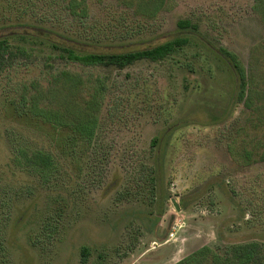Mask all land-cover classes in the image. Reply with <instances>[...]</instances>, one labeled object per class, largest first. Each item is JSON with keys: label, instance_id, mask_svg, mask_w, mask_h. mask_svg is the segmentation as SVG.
<instances>
[{"label": "rangeland", "instance_id": "rangeland-1", "mask_svg": "<svg viewBox=\"0 0 264 264\" xmlns=\"http://www.w3.org/2000/svg\"><path fill=\"white\" fill-rule=\"evenodd\" d=\"M35 1L0 0V36L17 52L0 68V197L16 194L5 233L12 264H83L84 246L86 264H175L204 245H264V161H238L243 106L233 98L229 68L208 47L194 41L167 59L119 68L71 62L42 39L13 37L43 29L117 50L164 41L187 18L206 42L235 52L248 68L257 61L264 87V0H142L138 14L141 0L131 9L118 0H87L84 22L63 4L50 7L51 0H40L35 14ZM62 71L84 81L79 102L102 84L100 126L82 156L64 148L58 171L44 183L12 158L20 144L55 151L52 129L18 105L23 96L44 94ZM176 122L183 126L166 136L163 180L153 189L142 166L153 160L152 139ZM261 135L256 129V141ZM44 221L56 226L45 229Z\"/></svg>", "mask_w": 264, "mask_h": 264}, {"label": "trees", "instance_id": "trees-1", "mask_svg": "<svg viewBox=\"0 0 264 264\" xmlns=\"http://www.w3.org/2000/svg\"><path fill=\"white\" fill-rule=\"evenodd\" d=\"M39 1L32 2L31 5L35 14L39 13ZM118 1L128 9L133 7L132 0ZM142 3L141 0L139 7L134 9L136 14L141 12ZM57 4H61V8L63 4V8L68 14L79 22H84L91 16L87 0L50 1L52 8ZM257 6L258 4H256ZM158 9V7L155 8L151 16H154ZM56 11L57 9L52 12ZM17 24L22 23L17 22ZM13 37H18L25 42L42 39L59 54L60 58L71 62L86 66L119 68L141 60L161 61L167 59L180 50H185L194 41L205 45L229 68L234 81L233 98L238 102V106L240 104L243 106L242 115L238 117V161L247 165L255 159L264 161V101L259 105L255 104L257 98L264 97V87L259 85L257 61H254L248 68L235 52L223 46H215L206 42L200 33L199 25L190 19H179L173 36L164 41L123 44L117 50L97 42L79 40L43 29H37L31 34L19 31L17 34H13ZM101 46L103 47L100 48ZM16 55L17 52L11 49L8 37L0 36V68L10 64ZM51 84L58 86L47 88L44 94L37 93L29 98L23 96L18 106L25 113L40 119L51 127V146L56 150L31 149L20 144L12 158V163L16 168L28 171L32 179L38 178L39 182L44 183L54 178L55 172L58 171L59 156L62 155L65 147L70 149L71 157H80L86 147L90 148L96 142L100 126L99 113L104 97V88L100 83L97 88L88 90L89 95L82 100L80 98L81 102H79L78 96L85 91V83L77 74L67 71H62L58 76H55ZM65 89L68 91L64 95ZM45 100L48 102L44 103ZM180 126H183L180 122L179 124L178 122L170 124L161 135L154 137L151 141L153 160L148 163L144 162L142 174L148 183L153 185V189H157L163 180L166 136L172 135L176 128V130L181 128ZM66 129L70 130V134L62 135L63 130ZM256 129L262 130V135L257 141L255 139ZM15 195L8 192L5 197H0V264H12L8 238L5 233L12 219ZM56 210L58 213L63 212L60 208H56ZM162 213L163 211H161ZM22 219V216H19L17 222ZM43 223L45 229L56 226V224L47 221ZM81 252V261L86 264L90 250L84 246ZM175 264H264V245L257 241H251L230 245L225 250L204 245Z\"/></svg>", "mask_w": 264, "mask_h": 264}, {"label": "water", "instance_id": "water-1", "mask_svg": "<svg viewBox=\"0 0 264 264\" xmlns=\"http://www.w3.org/2000/svg\"><path fill=\"white\" fill-rule=\"evenodd\" d=\"M174 204L176 205V207L178 208V210L180 209V207L178 206L177 202L175 201Z\"/></svg>", "mask_w": 264, "mask_h": 264}, {"label": "built area", "instance_id": "built-area-1", "mask_svg": "<svg viewBox=\"0 0 264 264\" xmlns=\"http://www.w3.org/2000/svg\"><path fill=\"white\" fill-rule=\"evenodd\" d=\"M174 235H175L174 233L171 234V236H174Z\"/></svg>", "mask_w": 264, "mask_h": 264}]
</instances>
